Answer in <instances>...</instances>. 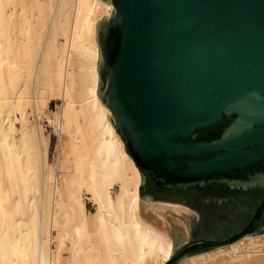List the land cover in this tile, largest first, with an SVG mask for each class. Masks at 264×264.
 <instances>
[{
  "label": "bare ground",
  "instance_id": "obj_1",
  "mask_svg": "<svg viewBox=\"0 0 264 264\" xmlns=\"http://www.w3.org/2000/svg\"><path fill=\"white\" fill-rule=\"evenodd\" d=\"M114 8L0 0V264H166L172 223L190 240L178 216L196 212L141 198L140 169L98 93V23ZM178 264H264V234Z\"/></svg>",
  "mask_w": 264,
  "mask_h": 264
},
{
  "label": "water",
  "instance_id": "obj_2",
  "mask_svg": "<svg viewBox=\"0 0 264 264\" xmlns=\"http://www.w3.org/2000/svg\"><path fill=\"white\" fill-rule=\"evenodd\" d=\"M104 1L98 93L140 196L196 212L166 264L264 234V0Z\"/></svg>",
  "mask_w": 264,
  "mask_h": 264
},
{
  "label": "rangeland",
  "instance_id": "obj_3",
  "mask_svg": "<svg viewBox=\"0 0 264 264\" xmlns=\"http://www.w3.org/2000/svg\"><path fill=\"white\" fill-rule=\"evenodd\" d=\"M57 106H58V102H54V103H53V108H54V109H57ZM44 124H45V126H46V130H47L48 135H49V136L51 137V139L53 140V146H54V148H55V144H56V142H57V133H56V131H55V128H54L53 126H51L50 123L47 122V121L44 122ZM52 159L55 160V154H54V153L52 154ZM89 208H90L91 210L94 209V208L92 207L91 204H89ZM55 246H56V245H55ZM67 255H68L67 251H64V252H63V256L66 257Z\"/></svg>",
  "mask_w": 264,
  "mask_h": 264
}]
</instances>
